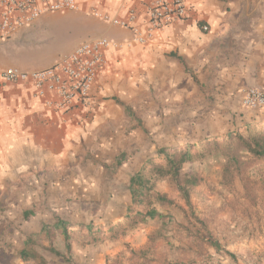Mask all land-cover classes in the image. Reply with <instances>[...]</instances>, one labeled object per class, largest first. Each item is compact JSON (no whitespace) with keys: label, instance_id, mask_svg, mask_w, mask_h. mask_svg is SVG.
<instances>
[{"label":"crops","instance_id":"0c3cea01","mask_svg":"<svg viewBox=\"0 0 264 264\" xmlns=\"http://www.w3.org/2000/svg\"><path fill=\"white\" fill-rule=\"evenodd\" d=\"M152 1L77 0V10L48 13L0 44V73L10 66L48 67L99 37L120 45L106 50L90 101L66 114L53 111L30 81L0 89V231L23 237L19 250L29 237L47 235V229L52 234L58 219L121 222L131 177L159 149L199 146L251 124L264 126V107L243 104L247 88H264V0H185L187 16L155 30L145 44L92 14L126 18L135 10V24L146 32ZM51 23L53 37L69 48L53 52L44 66L11 58L16 45L34 41ZM124 170L132 173L128 197L107 176L123 178ZM69 203L80 216L53 220L54 205L68 209Z\"/></svg>","mask_w":264,"mask_h":264},{"label":"rangeland","instance_id":"374dc122","mask_svg":"<svg viewBox=\"0 0 264 264\" xmlns=\"http://www.w3.org/2000/svg\"><path fill=\"white\" fill-rule=\"evenodd\" d=\"M40 30L34 41L16 45L15 58H11L18 64L44 66L53 52L69 48L53 37V23ZM232 132L233 136L227 134L206 144L169 150H186L192 156L179 175L183 184L196 179V184L185 183L190 190V205L172 176L154 177L152 193L143 203L133 204L126 179L132 174L130 170L120 172L123 178L107 175L110 185L116 183L119 191L130 198L120 206L122 221L118 224L79 217L74 204L69 203L68 209L54 205L53 220L71 215L79 219L68 222L69 249L62 229L53 228L50 235L32 237L35 245L31 246L42 257L41 264H99V249L104 247L107 254L102 264H264V156H255L244 144L251 135L264 137V126L251 124ZM147 160V174L153 165L167 163L159 155ZM159 196L165 200H159ZM41 209L44 211V205ZM149 209L157 210L164 218H149ZM111 224L116 225L114 230H110ZM12 233L0 231V264H40L22 257L18 244L23 243V237ZM107 240L115 241L107 246Z\"/></svg>","mask_w":264,"mask_h":264},{"label":"built area","instance_id":"2783aa9c","mask_svg":"<svg viewBox=\"0 0 264 264\" xmlns=\"http://www.w3.org/2000/svg\"><path fill=\"white\" fill-rule=\"evenodd\" d=\"M78 8L77 0H0V44L48 13ZM187 10L185 0H153L147 6L146 32H142L135 24V10H131L126 18L112 17L97 10L92 11V14L107 23L129 29L136 41L145 44L153 37L155 30L184 19ZM203 30L208 31L209 27L204 26ZM111 45L120 47L107 37H99L84 41L45 68L27 71L14 66L7 67L0 73V89L3 83L30 81L37 95L45 98L53 111L66 114L90 101L97 75L107 64L105 52ZM243 104L251 109L264 107V88H247Z\"/></svg>","mask_w":264,"mask_h":264},{"label":"trees","instance_id":"16d2710c","mask_svg":"<svg viewBox=\"0 0 264 264\" xmlns=\"http://www.w3.org/2000/svg\"><path fill=\"white\" fill-rule=\"evenodd\" d=\"M234 132H230L228 136H233ZM245 146L249 149L250 152H252L255 156L257 157H263L264 156V137L261 136H256V135H251L248 139H245L244 141ZM158 155L162 156L164 159H166V166H161L158 164L153 165L152 170H149L148 174L146 173V165H143L140 171L135 173L131 179H130V191L132 194L133 198V204H141L143 203L145 197L147 195H150L152 191L155 188V181L154 177H159V178H165V177H170L172 176L174 180L178 184V190L182 194V196L185 198L187 203L190 205V190L187 184L185 183H190V184H196V179L193 178L191 181H186L184 184L181 183L180 181V172L183 164L187 161H189L192 156L188 151H183V152H174L171 153L168 149L166 148H161L158 150ZM150 162V160H149ZM188 183V184H189ZM159 200L164 201L165 197L164 196H159ZM129 209H132L129 207ZM146 216L149 218H155L156 216H159L160 218H164L163 215L157 212V210H148L146 212ZM145 216V217H146ZM68 222H66L63 219H58L54 224L53 228L55 229H62V232L65 236L66 239V246L69 249L71 247L69 239V230H68ZM110 230H114L111 228ZM46 231V229H45ZM47 235H48V229H47ZM50 235V234H49ZM152 237V235H151ZM213 246L218 247L217 242L211 241ZM31 245H35V241L32 237H29L27 239V242L25 243L24 249L21 251V255L25 259L37 261L41 264L42 262V257H40L37 252L32 249ZM52 250V249H51Z\"/></svg>","mask_w":264,"mask_h":264}]
</instances>
